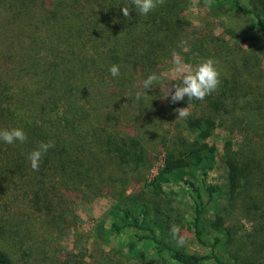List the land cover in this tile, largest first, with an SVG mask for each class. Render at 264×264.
Masks as SVG:
<instances>
[{
  "label": "trees",
  "instance_id": "1",
  "mask_svg": "<svg viewBox=\"0 0 264 264\" xmlns=\"http://www.w3.org/2000/svg\"><path fill=\"white\" fill-rule=\"evenodd\" d=\"M188 2L145 16L130 0H0V130L27 135L0 141V264H264V0H199L197 27ZM186 46L190 66L218 62L220 84L171 103L181 77L157 67ZM101 197L108 213L64 249L70 204Z\"/></svg>",
  "mask_w": 264,
  "mask_h": 264
},
{
  "label": "clouds",
  "instance_id": "2",
  "mask_svg": "<svg viewBox=\"0 0 264 264\" xmlns=\"http://www.w3.org/2000/svg\"><path fill=\"white\" fill-rule=\"evenodd\" d=\"M165 0H130V4L135 6V11L139 15H147L156 9L158 6H163ZM206 3L210 4L211 0H206ZM124 17H129V7L124 6L121 9ZM218 62L212 58L203 60L195 66L185 65L177 61V67L175 71L181 74L180 84L174 86L167 90L162 99L170 98L171 103H176L184 100L187 97L188 101L196 100L203 101L208 95L217 90L220 84V72L216 67ZM120 65L113 64L109 67L108 71L113 78L120 76ZM159 77L153 73L149 74L143 81L142 87L145 90L152 88L153 84L158 82ZM148 95L145 92H137L135 94V99L140 100L142 97L146 98ZM177 119H186L189 115L188 106L184 108H176ZM27 140L26 133L19 128L4 129L0 130V141L6 144H13L17 141L24 143ZM51 141L40 142L38 147L33 150L29 156L28 160L30 162V167L34 171L39 170V165L43 155L53 147ZM180 229L177 225H172L170 228V235L174 238L179 233ZM183 243L182 239L177 240V244L181 245Z\"/></svg>",
  "mask_w": 264,
  "mask_h": 264
},
{
  "label": "rangeland",
  "instance_id": "3",
  "mask_svg": "<svg viewBox=\"0 0 264 264\" xmlns=\"http://www.w3.org/2000/svg\"><path fill=\"white\" fill-rule=\"evenodd\" d=\"M186 15L189 21L194 27L200 26L202 21L205 20V12L202 6L199 4V0H189L186 4ZM215 30L218 32L219 29L214 24ZM192 60L189 49L186 46L183 48L182 52L175 53L173 56L163 58L157 67V73L161 74L163 77L176 79L181 77V74L175 71L177 67V61L182 64L189 65ZM219 152L221 149L219 148ZM162 161H160L161 163ZM156 171V166L152 168L150 174H154ZM226 169L222 161L217 160L215 164V169L213 172V179L217 181L219 186H223L226 183ZM178 188H175V190ZM113 201L107 197L95 198V199H77L70 204V212L75 216V226L65 230L64 238L61 245L64 249H72V239L74 238V233L79 231L83 233H91V230L98 220H101L105 214L108 213ZM242 224L246 229L249 228L246 221H242ZM181 239H183L181 237ZM183 245L190 251H195L197 246L194 245L190 239L183 240Z\"/></svg>",
  "mask_w": 264,
  "mask_h": 264
}]
</instances>
